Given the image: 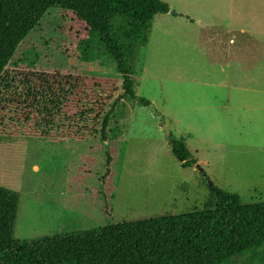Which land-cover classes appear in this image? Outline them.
Listing matches in <instances>:
<instances>
[{"label": "rangeland", "instance_id": "rangeland-1", "mask_svg": "<svg viewBox=\"0 0 264 264\" xmlns=\"http://www.w3.org/2000/svg\"><path fill=\"white\" fill-rule=\"evenodd\" d=\"M161 1L177 16H156L126 61L148 107L119 99L115 61L80 47L85 25L66 11L47 12L6 67L0 187L20 195L15 240L179 216L202 208L209 184L242 205L264 203V44L239 33L259 23L264 43V0L256 15L253 0H237L236 12L228 0ZM113 102L106 140L88 137ZM165 127L192 168L172 155Z\"/></svg>", "mask_w": 264, "mask_h": 264}, {"label": "trees", "instance_id": "trees-1", "mask_svg": "<svg viewBox=\"0 0 264 264\" xmlns=\"http://www.w3.org/2000/svg\"><path fill=\"white\" fill-rule=\"evenodd\" d=\"M50 10L85 25L79 44L86 53L102 47L112 57L122 79L120 100L132 108L150 105L137 96L126 61L147 43L156 16H177L161 0H0V87L17 49ZM113 112L114 102L98 114L88 137L105 141ZM169 147L183 169L196 164L183 139L171 135ZM209 187L201 209L179 216L22 241L14 239L20 195L0 187V264H234L246 254L263 262L264 203L242 205L238 195Z\"/></svg>", "mask_w": 264, "mask_h": 264}, {"label": "crops", "instance_id": "crops-1", "mask_svg": "<svg viewBox=\"0 0 264 264\" xmlns=\"http://www.w3.org/2000/svg\"><path fill=\"white\" fill-rule=\"evenodd\" d=\"M240 1V0H239ZM247 0H244V2H246ZM259 0H253V1H251V3H253V13L256 15V12H257V5H260L261 3L259 2L258 4H257V2H258ZM236 2H237V0H228V7H229V10H231V12L232 11H234V12H236ZM241 2V1H240ZM244 6H246V4L244 5ZM229 14H230V11H229ZM232 14V13H231ZM254 22L256 23L257 21H256V19H254ZM251 25V27H249ZM250 25H244L245 27H243L241 30H240V34H242V35H247V36H249L250 37V39H251V41L254 43V44H256L258 47L259 46H262L264 43H263V41H262V39H261V34H260V27H259V23L257 24V27H256V25L254 24V25H252V23L250 24ZM253 27H254V29H253ZM235 37L236 36H232L231 37V40L229 41L230 43H234L233 42V39H235ZM247 52V51H246ZM261 54H263V52L262 51H260V50H258V56L257 57H259L260 58V55ZM253 56H255V55H253ZM233 58H234V60L236 61V59H235V56H232ZM235 61H234V63H235ZM242 62V61H241Z\"/></svg>", "mask_w": 264, "mask_h": 264}, {"label": "water", "instance_id": "water-1", "mask_svg": "<svg viewBox=\"0 0 264 264\" xmlns=\"http://www.w3.org/2000/svg\"><path fill=\"white\" fill-rule=\"evenodd\" d=\"M164 132H165V139H166L167 143L169 144L171 133H170V131H169L166 127L164 128ZM195 168H196V170H198V171L200 172V174H202V176L206 179V175L204 174V172L202 171V169L199 168L198 165H196ZM208 184H209V183H208ZM209 186H210V184H209Z\"/></svg>", "mask_w": 264, "mask_h": 264}]
</instances>
